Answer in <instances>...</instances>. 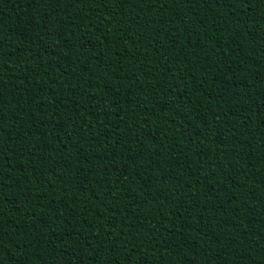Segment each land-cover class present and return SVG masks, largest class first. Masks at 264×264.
<instances>
[{"label":"trees","instance_id":"obj_1","mask_svg":"<svg viewBox=\"0 0 264 264\" xmlns=\"http://www.w3.org/2000/svg\"><path fill=\"white\" fill-rule=\"evenodd\" d=\"M0 264H264V0H0Z\"/></svg>","mask_w":264,"mask_h":264}]
</instances>
